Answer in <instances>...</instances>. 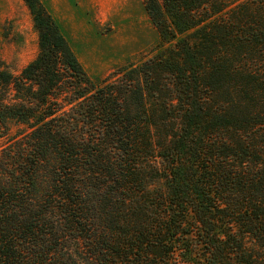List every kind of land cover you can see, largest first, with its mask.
<instances>
[{
    "label": "trees",
    "instance_id": "trees-1",
    "mask_svg": "<svg viewBox=\"0 0 264 264\" xmlns=\"http://www.w3.org/2000/svg\"><path fill=\"white\" fill-rule=\"evenodd\" d=\"M24 1L40 52L0 59V264H264V0H143L160 49L103 79Z\"/></svg>",
    "mask_w": 264,
    "mask_h": 264
},
{
    "label": "rangeland",
    "instance_id": "rangeland-1",
    "mask_svg": "<svg viewBox=\"0 0 264 264\" xmlns=\"http://www.w3.org/2000/svg\"><path fill=\"white\" fill-rule=\"evenodd\" d=\"M42 2L93 78L103 79L117 67L138 64L160 49L161 37L143 0ZM39 52V33L25 1L0 0V59L19 74ZM8 139H0V150Z\"/></svg>",
    "mask_w": 264,
    "mask_h": 264
},
{
    "label": "crops",
    "instance_id": "crops-1",
    "mask_svg": "<svg viewBox=\"0 0 264 264\" xmlns=\"http://www.w3.org/2000/svg\"><path fill=\"white\" fill-rule=\"evenodd\" d=\"M42 1V0H41ZM45 5V4H44ZM46 6V5H45ZM46 8L48 9V7L46 6ZM49 10V9H48ZM49 12H50V10H49ZM51 13V12H50ZM53 15V14H52ZM54 17V16H53ZM55 18V17H54ZM56 19V18H55Z\"/></svg>",
    "mask_w": 264,
    "mask_h": 264
}]
</instances>
